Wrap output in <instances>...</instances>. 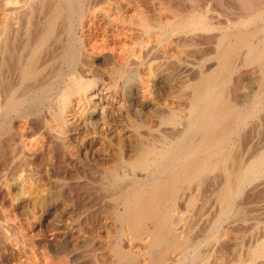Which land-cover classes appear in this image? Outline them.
I'll return each mask as SVG.
<instances>
[{"label":"bare ground","instance_id":"bare-ground-1","mask_svg":"<svg viewBox=\"0 0 264 264\" xmlns=\"http://www.w3.org/2000/svg\"><path fill=\"white\" fill-rule=\"evenodd\" d=\"M0 264H264V0H0Z\"/></svg>","mask_w":264,"mask_h":264},{"label":"rangeland","instance_id":"rangeland-1","mask_svg":"<svg viewBox=\"0 0 264 264\" xmlns=\"http://www.w3.org/2000/svg\"><path fill=\"white\" fill-rule=\"evenodd\" d=\"M245 209H246V208H245ZM247 210H248V208H247ZM42 251H43V252H42ZM39 252H41L40 254H42V253H44V250H41V251H39ZM42 255H43V254H42ZM55 262H57V261H55ZM55 262H54V263H55Z\"/></svg>","mask_w":264,"mask_h":264}]
</instances>
